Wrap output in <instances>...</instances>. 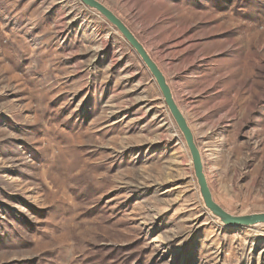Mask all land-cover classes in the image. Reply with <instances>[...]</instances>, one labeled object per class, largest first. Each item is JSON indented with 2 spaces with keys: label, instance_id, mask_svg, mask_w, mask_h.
I'll list each match as a JSON object with an SVG mask.
<instances>
[{
  "label": "rangeland",
  "instance_id": "rangeland-1",
  "mask_svg": "<svg viewBox=\"0 0 264 264\" xmlns=\"http://www.w3.org/2000/svg\"><path fill=\"white\" fill-rule=\"evenodd\" d=\"M97 1L162 72L214 202L264 213V0ZM261 225L204 206L154 79L103 16L0 0V264H264Z\"/></svg>",
  "mask_w": 264,
  "mask_h": 264
},
{
  "label": "water",
  "instance_id": "water-1",
  "mask_svg": "<svg viewBox=\"0 0 264 264\" xmlns=\"http://www.w3.org/2000/svg\"><path fill=\"white\" fill-rule=\"evenodd\" d=\"M79 1L84 6L98 12L114 27L117 32H119L123 36L124 40L134 50V52L140 58L143 65L146 67V69L154 79L163 98V102L168 109L173 121L175 122L176 127L180 131L190 154L194 177L196 179V183L198 185L199 193L204 206L212 213L214 217L218 218L224 226L250 227L255 224H264V213L234 216L227 213L214 202L204 174L200 151L196 146L193 134L188 127L182 112L174 101L171 90L158 66L152 61L144 47L135 38V36L126 27V25L112 11H110L107 7H105L97 0Z\"/></svg>",
  "mask_w": 264,
  "mask_h": 264
},
{
  "label": "bare ground",
  "instance_id": "bare-ground-1",
  "mask_svg": "<svg viewBox=\"0 0 264 264\" xmlns=\"http://www.w3.org/2000/svg\"><path fill=\"white\" fill-rule=\"evenodd\" d=\"M216 221V220H215ZM260 226H262L261 224H255V225H252V226H250V227H260Z\"/></svg>",
  "mask_w": 264,
  "mask_h": 264
}]
</instances>
